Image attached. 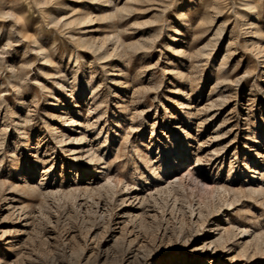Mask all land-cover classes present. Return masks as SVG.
Segmentation results:
<instances>
[{"label":"rangeland","instance_id":"1","mask_svg":"<svg viewBox=\"0 0 264 264\" xmlns=\"http://www.w3.org/2000/svg\"><path fill=\"white\" fill-rule=\"evenodd\" d=\"M259 173L264 0H0V264H264Z\"/></svg>","mask_w":264,"mask_h":264},{"label":"bare ground","instance_id":"2","mask_svg":"<svg viewBox=\"0 0 264 264\" xmlns=\"http://www.w3.org/2000/svg\"><path fill=\"white\" fill-rule=\"evenodd\" d=\"M85 21V20H84ZM93 47V46H92ZM106 55V54H105ZM100 56H101V54H100ZM99 57V56H98ZM60 104V103H59ZM66 118V117H65ZM188 118V117H187ZM67 120H69V121H71L72 120V117L71 116H69V117H67L66 119H64V121H67ZM85 138V137H84ZM59 141L60 142H62V141H64L65 139H64V137H63V135H60L59 136ZM57 139V140H58ZM73 140H78V138H76L75 136L73 137ZM97 153V152H96ZM95 153V155L93 154V158H96V159H100V158H102L101 156H99V155H97ZM92 154V153H91ZM90 158H92V157H90ZM178 161H176V163H177ZM95 171H96V169H94ZM252 170V169H251ZM165 171V170H164ZM191 172V171H190ZM189 172V173H190ZM153 174H155V172L153 171ZM260 174V173H259ZM253 175V174H252ZM258 177H264V174L263 173H261ZM257 177V178H258ZM161 178V177H160ZM158 179V178H157ZM256 179H253V177H251V181L252 182H254ZM110 178L109 177H107V176H105L104 177V180H103V182H102V185L101 186H103V185H107L108 183H110ZM169 183V182H168ZM101 184V183H100ZM254 184V183H253ZM158 187H161L162 185H157ZM169 186H170V184H169ZM249 186V190H252V191H262V189H261V187L260 186H252V185H248ZM247 185H246V187H248ZM158 187H156V189L158 188ZM166 188H168V186H166ZM154 189H155V187H154ZM158 190H160V188L158 189ZM163 190H164V188H163ZM251 193V192H250ZM234 201V200H233ZM229 203H232V201H230ZM243 232V231H242ZM246 232H247V230H246Z\"/></svg>","mask_w":264,"mask_h":264}]
</instances>
